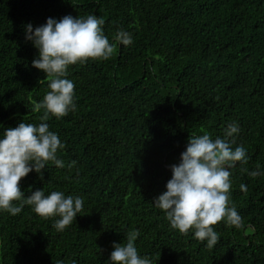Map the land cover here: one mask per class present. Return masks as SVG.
Wrapping results in <instances>:
<instances>
[{
    "label": "trees",
    "instance_id": "16d2710c",
    "mask_svg": "<svg viewBox=\"0 0 264 264\" xmlns=\"http://www.w3.org/2000/svg\"><path fill=\"white\" fill-rule=\"evenodd\" d=\"M88 14L104 20L110 43L118 29L132 43L68 67L76 110L46 121L65 166L48 162L42 178L33 171L19 181L26 196L42 188L78 195L82 209L63 231L28 205L15 216L0 211V264H108L113 243L133 231L152 264H264V176L248 175L264 169V0H0L3 128L43 115L33 109L49 78L32 67L37 50L25 25ZM233 122V147L248 155L230 169L240 222L213 225L218 241L208 248L191 230L172 229L151 201L189 136L223 137Z\"/></svg>",
    "mask_w": 264,
    "mask_h": 264
},
{
    "label": "clouds",
    "instance_id": "9594fccd",
    "mask_svg": "<svg viewBox=\"0 0 264 264\" xmlns=\"http://www.w3.org/2000/svg\"><path fill=\"white\" fill-rule=\"evenodd\" d=\"M103 25L104 20L94 14L85 17L65 15L58 20L47 18L44 24L35 28L31 23L25 25V39L37 50L32 67L49 78L48 91L33 109L42 110L40 123L21 121L8 128L0 125L3 128L0 131V211L15 216L28 205L41 217H56L52 224L56 231H63L81 211L83 200L78 195L65 196L60 191L45 194L42 188L26 196L19 181L33 171L42 178V170L48 162L57 168L65 166L57 158V151L63 149L64 144L57 133L49 130L46 121L76 110L74 83L67 78L68 67L89 59L107 60L117 45L132 43L131 33L123 29L116 31L114 41L110 43L102 31ZM239 131L233 122L224 128L223 137L212 139L208 133L189 136L179 162L170 166L171 178L166 182L165 190L151 201L154 207L163 211L172 229L185 234L191 230L193 238L206 241L208 248L218 241L213 225L222 219L229 225L238 226L240 222L235 207L229 205L228 196L230 169L235 168L237 162H248L245 148L242 145L233 147L234 134ZM248 175L264 176V169L258 164ZM240 188L246 191L244 184ZM137 236V232H129L126 243H113L108 264H152L149 257L138 254L134 244Z\"/></svg>",
    "mask_w": 264,
    "mask_h": 264
}]
</instances>
